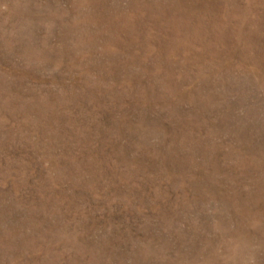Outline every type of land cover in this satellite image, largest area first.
Masks as SVG:
<instances>
[{"label":"rangeland","instance_id":"rangeland-1","mask_svg":"<svg viewBox=\"0 0 264 264\" xmlns=\"http://www.w3.org/2000/svg\"><path fill=\"white\" fill-rule=\"evenodd\" d=\"M0 264H264V0H0Z\"/></svg>","mask_w":264,"mask_h":264}]
</instances>
